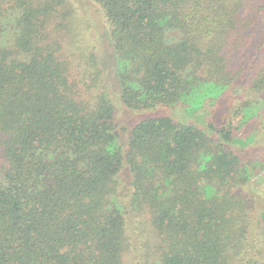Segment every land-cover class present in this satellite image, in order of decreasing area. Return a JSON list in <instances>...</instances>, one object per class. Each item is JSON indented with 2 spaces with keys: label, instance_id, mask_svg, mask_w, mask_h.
<instances>
[{
  "label": "trees",
  "instance_id": "1",
  "mask_svg": "<svg viewBox=\"0 0 264 264\" xmlns=\"http://www.w3.org/2000/svg\"><path fill=\"white\" fill-rule=\"evenodd\" d=\"M0 264H264V0H0Z\"/></svg>",
  "mask_w": 264,
  "mask_h": 264
}]
</instances>
